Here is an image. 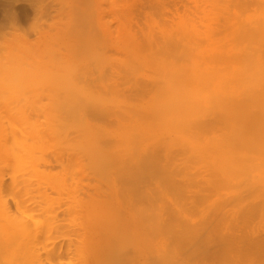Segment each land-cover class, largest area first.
Instances as JSON below:
<instances>
[{"label": "bare ground", "instance_id": "obj_1", "mask_svg": "<svg viewBox=\"0 0 264 264\" xmlns=\"http://www.w3.org/2000/svg\"><path fill=\"white\" fill-rule=\"evenodd\" d=\"M151 2L149 9L143 11L148 25L147 32L141 31V37L132 32L136 25L132 27L133 22L129 20L136 12L133 10L130 15L131 7L118 9H121L120 14L124 12L122 16L118 12L122 20L119 23L122 40L117 41V47L122 53L116 51L120 57L123 56L118 60L120 69L118 67L117 73L114 71L116 75H104L106 77L102 79L103 74L100 73L96 75L101 77L99 80L93 76L92 80L95 78L94 84H97L95 89L94 85L85 89L83 84L92 82L88 79L91 74L87 77L85 73L80 75L78 72L73 81L78 76L76 82L83 81L84 89L75 94L74 90L62 94L64 91L60 93L58 89L56 93L60 94L56 97L66 98L59 99L62 104L37 105L34 102L37 94L31 97H34V104L27 102L28 99L23 101L22 96L19 100L24 104H18L19 101L14 104L18 100L14 94L26 90H21L23 86L19 92L5 88L8 85L5 83L6 75L9 80L20 76L14 74L20 72L17 71L19 68L5 57L7 65L0 67L5 71L0 73L5 75L4 82L2 77L0 79L5 86L0 84L4 86L1 88L10 90L5 94V89H2L3 95L0 90V102L6 98L10 100L12 95L14 97L10 101L14 102L8 100L6 104H0V264H63L66 259V263L73 264L75 258H71L78 257L77 250L85 246L77 248L80 236H93L96 231L92 229L93 225H89L91 221L89 224H84V219L78 222L82 219L79 209L103 203L109 194L101 195L108 191L116 200L128 198V202L134 203L141 196L138 202L147 204L144 201L147 195L143 198L146 191L139 193L136 187L147 186L151 181L150 185L156 186H152L156 192L149 189L154 198L147 194L153 200L159 198L155 202L150 200L151 204L156 201L176 204L174 194L182 198L183 191L186 192L183 187L196 183L194 175H200L198 185L209 186L208 189H228L234 185L253 189V200L246 213L254 215L264 209V0H172L174 6L180 3L181 8L175 6L172 19L167 22L158 21L153 15L157 9L162 14L166 3L159 0ZM155 29L157 31L153 32ZM35 64L38 65V60ZM85 67L88 69L87 65ZM106 79L108 82L104 83ZM100 80L106 84L105 88L99 84ZM38 89H33L32 94ZM69 92L74 94L72 99ZM8 93L10 98L6 97ZM30 96L28 94V98ZM180 173L186 175L182 188V185H175L181 179L176 181L174 176H181ZM170 186L180 187V193L178 190L172 192L174 188ZM86 187L90 190L79 192ZM191 187L195 186L191 184ZM233 196L236 197L235 194ZM200 197L201 200L205 198ZM228 197L231 198L219 202L228 203L233 198L231 195ZM242 198L246 197L241 195L239 199ZM106 202L104 206L100 205L104 208ZM220 203L215 206L221 208ZM155 212L159 214L160 209H155ZM97 213L100 214L99 211ZM99 214L102 218L103 215ZM217 214L218 220L222 221L224 214L221 211ZM219 214H222L220 219ZM213 216L209 218L211 221L216 218ZM105 217L110 216L106 214ZM96 219L104 224L103 219ZM209 219L205 221L210 222L208 226L204 227V222H201V229L195 228L200 223L192 226L180 224L182 235L174 237L183 238L182 241L184 237L188 239L185 246L194 242L196 237H201L202 231H206L205 228L210 227ZM215 220L219 223L217 218ZM158 226L159 230L165 228L173 235L177 233L176 229L167 228L166 223ZM210 229L203 235L207 236ZM237 229L235 232L239 231ZM230 231L234 232V228ZM230 231L224 232L230 236L222 235L223 240L214 234L217 242L223 241L225 249L231 247L243 251V255L238 252L241 257L250 255V264L264 263V234L257 236L251 229L248 230L249 235L246 234L248 238L239 239L241 235L246 237L245 232L240 235ZM203 237L202 240L206 239ZM209 238L205 248L200 240L202 244L198 243L197 250L202 247L205 253L209 251V248L206 251L209 245L215 247L216 237L212 239L214 241ZM177 239L173 240L176 241L173 245L178 244L180 240ZM179 244L177 246H184ZM218 245L216 252L221 249ZM188 247L189 244L185 251L183 247L179 249L185 254ZM223 249V252L230 251ZM218 253L214 251L211 257ZM98 257L96 264L101 261ZM165 258L166 251L158 250L131 256L135 261L144 259V264H165ZM90 261L82 263L77 260L76 263L89 264Z\"/></svg>", "mask_w": 264, "mask_h": 264}, {"label": "rangeland", "instance_id": "obj_2", "mask_svg": "<svg viewBox=\"0 0 264 264\" xmlns=\"http://www.w3.org/2000/svg\"><path fill=\"white\" fill-rule=\"evenodd\" d=\"M136 1L135 0H124V1L123 0H0V65H1L0 67L4 68L5 65H7L5 64V60L11 59V63L12 64L15 63L14 67L19 68V70L17 71H20V72L14 73V74L16 73L20 74L19 77L15 75L17 79L15 78L14 80L12 79L14 77H10L11 80H9V78H7L8 75L6 76L4 74L0 75V79L2 77L1 80H3V82H4V76H5V78L7 79L5 80L6 81L5 83L6 85L8 84L10 86L8 85L5 86L4 85L5 83H2L1 80H0L1 81L0 83H2V85L5 86V88L10 87L11 91L13 92H16V91L19 92L18 90H20V86L21 87L23 86L21 88L23 92L24 90H26L25 91L26 94L25 92L22 93L21 90H20L21 91L20 93L22 95L18 94L20 95L18 96L17 94H14L16 97H18V100L16 99V97L13 99V100L16 99L14 104H16L17 101H19L17 102L18 104H21V102L22 104H24L23 101L24 100L26 101V99L28 100L32 99L31 101L27 100V102L29 103L32 102V104H34L35 102L37 103V105L38 104L40 105V103L41 104L45 103V105H48V104L54 105V104H59V103L62 104L63 101H60L59 99L63 100L64 98L62 97L58 99L56 97L58 94V92L56 93V91L58 89L60 93L61 91H64V93L62 94H68V92L66 93L67 90L69 91L74 90V94H75V92L77 93L81 89H84V88L87 89L88 88L87 86L92 87V85H94L93 88L95 89V86L97 84H94L95 78L94 80H92L93 76H95L96 79L99 80V78L101 77L97 78V76H99L100 73L103 74L102 79L104 75H108V74L110 76L116 75L114 71L117 73L120 69L118 60L122 58L123 56V54L121 57L119 56L120 55L119 53H122L121 52L122 50L117 47V43L121 42L122 40V33L120 32V29H119L120 28L119 23L122 20H120V17H118L121 9L123 10V8H126V7H128L126 9H130L131 7L130 10L132 11L129 10L130 15L132 14L131 12H133V10L134 12H136V14L134 13H133L134 15L132 14L133 16L131 15L133 19L129 17V20L131 21V23L133 22V25L131 23L130 25H132V27L136 25L135 27H133L132 32L135 31L136 35L138 34L137 36H140V37H141L142 30L147 32L148 24H147V21L145 20L146 18H145V14L143 11L144 10L147 11L150 5L154 1L153 2H151L152 0H148V1L138 0L137 2ZM159 1L160 2L164 1V3H166V8L164 9V12L162 14H160V11L157 9L156 13L153 12V15L155 14V17L157 18L158 21L159 20H161L162 22L170 21L174 14L173 11H174L175 6L178 8L180 3L178 2L179 4L174 6L172 4L173 2H171L172 0H159ZM122 2H124V4H122ZM132 3H134L133 5L135 9L133 8ZM119 8H121L120 11L118 10ZM123 13L124 12H121V14ZM100 20H102L104 23ZM116 21L118 22V24ZM124 22L126 23V21ZM155 31H157V29H155L153 32ZM119 33H120V36H119ZM116 50L119 51V53ZM65 56H67V58ZM36 59L38 60V65L35 64L37 61ZM92 61L93 63H90ZM96 62L97 64L98 63L99 64L97 65ZM108 62L109 63L115 62L118 64V66L115 63H113L114 64L113 66H112V63L108 65L107 64ZM79 63L81 64V66ZM78 64L79 66L77 67L76 65ZM86 65L88 66V69L87 67H85ZM93 65L94 66L97 65V66L94 67ZM92 66L96 69V71L94 70ZM103 66H106L108 68L103 67ZM105 69L106 71L108 70L107 73H105L106 72ZM0 71H1L0 72L1 74L5 72V71L3 72V69H0ZM78 72L80 73V75L83 72V74L85 73L86 76L87 74L88 75L91 74V78H88V79L92 81L93 83L92 82L84 83L83 81L82 83L76 82L78 76L76 77V81H73V77L79 74ZM109 72H113V73L111 74ZM145 73L148 74L147 71H145ZM10 75L12 76V73H10ZM141 80L146 81V79H141ZM103 81H105L104 83L108 82L107 79ZM104 83H102V81L100 80L99 84H101L102 87L104 86L105 88L106 84ZM80 84L81 86H79ZM2 85L0 84V90L2 91L1 95H3L2 89H5V88H1ZM27 85L29 86L27 87ZM98 86L96 87L97 89L99 88ZM32 88L33 89L39 88V89L35 93L33 92L32 94V91H34ZM9 90L6 91L5 89L4 90V92L6 91L5 94ZM13 92L10 94L12 95ZM69 93L71 95V92ZM28 94L29 96L31 95L30 98H28ZM34 94L35 96L37 94V97L35 98V101L33 102L34 97H35ZM7 95L6 97H9V93ZM14 95H12V97H14ZM70 95H68L69 98H70ZM72 95L70 99H72ZM21 96L23 97L22 99L23 101L20 102L19 97ZM24 96L26 98H24ZM32 96L34 97L31 98ZM2 97L4 99V96ZM12 97L10 100H12ZM4 100L3 102L4 104H6V102L9 99L6 98V100L5 101ZM10 100L8 102H14ZM3 102H0V104L1 103L3 104ZM69 102H72V101H69ZM180 175L181 176L177 174V176L176 175L174 176L176 177L175 179L176 181L180 179L182 180V181L180 180L177 183L175 182L176 183L175 185L177 184L180 186L182 185L181 186L182 188L184 186L183 182L185 183L183 179L186 178L185 177L186 175L183 173H180ZM194 176H195V179H196L195 181L197 185L195 182H191L190 185L192 184V186H195L196 189L195 187L190 188V185L188 187L184 186L187 188L186 189L183 187V189L186 190V192L181 190V192L183 191L184 195H182L183 193H181L183 197L180 195V197H182L180 199L178 198L179 196L178 197L175 196L177 193L174 194V198H176L175 200L176 204H173V205L169 203L160 204V202L158 201H156L157 203L151 204L153 201L155 202V200L159 199L158 197L157 199L156 198L157 195H155L156 199L153 200L154 195H153V192L152 193L150 192V190L151 191L156 190L153 188V187L156 188V186H154L153 184L150 185V183H152L151 181L150 183L147 182L150 185V186L147 185L148 188L144 184H142L144 185V187L142 185H139L138 187H136L140 191L139 192L137 190V193L138 192L141 193L142 190L146 191L145 192L146 194L144 193V191L142 192L143 194H145V196L143 194L141 195H143L144 199L147 195V198H149V201L147 198L146 200L143 199L145 202H147V204H144L143 201L138 202L139 198L141 200V196H139V198L137 197V201L134 203L128 202V198H125V200L124 199L116 200L112 197V193L110 194V192L107 190L108 191V192L106 191L107 193L104 192L101 195V197L102 196L104 197V195L109 194L108 198L107 199L103 198L104 202L100 203L103 205L106 201L108 202V203L106 202V205L104 208H103L104 205L102 206L99 203H97L95 206H90L91 208L90 207L80 208L79 209L80 216L82 215V219L80 218L81 220H79L78 222H81L84 219V224H89V222L91 221L89 225H93L92 229L93 230L96 229V231L94 230L93 236H89V235L80 236L79 238L80 242H77L78 243L77 248L80 249V247L84 245H85L84 246L85 248L81 247L82 249H80V251L82 250V252L77 250L78 251L77 255L80 254L79 255L80 257L81 256L83 257L84 255L83 257L84 259L82 257L80 258L79 256L78 257L76 256L79 259H77L76 257H72L71 259L75 258L74 260H72V262L74 261L73 264H75L77 260L82 261V263L85 260L86 261L91 260L89 264L93 262L92 260H94L93 263L96 264L97 261L95 259H97L98 256H100V259H101V261H99L98 264L100 263L101 264H144L145 263L144 259H139L135 261L131 259V256L132 255L136 256V254L143 253V252H151L153 250H158L160 252L166 251L167 258L163 260L165 264H169L170 260H172V264H250L249 261L251 260L248 259L250 255L248 257L247 256L241 257L244 254L242 253L243 251L239 249H235V248H234L235 249L234 251V249L231 247L226 248V249H230L229 251L230 254L228 253V250L227 252L226 251L223 252L221 251L223 249L222 247L226 245L222 243L223 241L220 242L221 240L217 242L216 239H217V236H218V239H222L223 238L222 235L226 236L228 234L224 232L226 231L229 232L230 229L232 230V228H234V232L232 231L233 233H239L240 235L241 233H244V232H245L244 235L246 234L249 235L248 233L250 231L248 232V230H251V229L252 230L254 229V231L257 233V236L258 235L262 236L264 234V213H263L264 209L260 210L254 215L250 214V212L246 213L247 208L249 207L250 203L253 200L252 197L254 194L253 193L254 190L245 188V186L238 187V185L237 186L234 185V187H231V188L228 187V189L227 188L219 189L218 187V189L216 188L215 190H212L213 187L208 189L207 187L209 186H205L204 184H202L206 187L205 188L201 186L200 183L198 185L197 180L199 179L200 181L201 176L200 175L198 176L194 175ZM203 178H206V176L202 177V179ZM142 187L144 189H142ZM176 187L170 186L171 189L174 188L172 192L180 189V187H177V188ZM88 188L89 187H86L85 189L87 190L83 189V191L81 190L79 192H83V193L87 192L90 190ZM199 188L201 190H199ZM203 188H205V190ZM245 189L247 190V192L245 191ZM147 192L149 193L150 196L153 197L152 199L148 196ZM177 192L178 194L180 193L179 190ZM236 193H238L239 196ZM234 194L236 197L233 196ZM230 195L235 199L232 198L231 201H229L226 204H222L224 202H221V203L219 202V200L222 201V199L229 200V198L231 197L227 198V196H230ZM241 195L242 197H246V198H242V200L244 199L243 201L239 199ZM133 196L134 195L132 193V197ZM200 196H202V198L204 197L205 198L201 200ZM184 198H185V202H184ZM196 198L198 199V202ZM150 200L151 201L153 200V201L151 202ZM236 200H239V201H236ZM216 202L218 204L220 203V205L222 204L221 208H219L218 205H217L218 207L215 206V204H217ZM109 203H112V204H109ZM144 207L145 208L151 207V209L152 210L154 209V210L153 212L151 211L150 208H146L145 210ZM142 209L144 212L142 211ZM155 209H160V213L157 214L158 212L156 213ZM244 209H246L245 211H243L245 214H243V212L242 213L238 212ZM91 211L92 213H94L93 215ZM96 211L97 212L99 211L100 214L101 212H104L103 214H101L103 215V217L106 214H108V216L110 217L109 218L105 217L106 219H104L103 217L101 218L97 215L99 213H97ZM140 211L142 212L143 215L140 214ZM220 211L221 213L224 214V216H222V214H219V219L224 217V219L222 218V221L221 219L218 220V217H217L218 216L217 212L220 213ZM81 212H83L84 215L83 213L81 214ZM148 213H151V214H148ZM152 213H154V215L156 213L155 215L156 217L152 215ZM213 214L214 216L217 215L216 218L219 223H217V221L215 220L216 218L213 216ZM244 215H245V218L247 216L246 219L244 218L246 221L242 219ZM212 216L214 217L213 218L214 221L212 220L214 224L209 219L210 217L212 219ZM97 217L100 218L101 221L102 219L104 220L102 221L104 223L103 225L102 223L100 224V221H97V219L95 220V218ZM207 219L211 221L212 227L211 225L210 227L211 228L218 227L217 228L218 230L210 229V227L205 228L206 231H202V233L200 232L201 239L199 237H196L198 241L197 239H194V242L192 241V243H194V246L190 242L186 243L187 244L186 246H188L189 244V247L186 248L188 249V251L186 250V253L184 254L183 251L179 248L183 247L185 251L186 246L184 242H187L188 239L186 240V238L184 237L185 240L182 241L183 238L177 239L176 237H174V236L181 237L182 235L180 234V230L182 229V227L179 225L182 223H187L192 226V224L200 223V224H197L199 226L195 228L200 227L201 229L202 228L201 225L204 224V227L209 225L210 222H205L207 221ZM86 221H88V223H86ZM201 222H204V223L202 224ZM159 223H166L167 228L176 229L177 233L173 235L172 232H168L167 229L165 228L159 230V226H158ZM216 224L217 226L215 227ZM236 228H238L237 230L239 231L235 232ZM209 229H210V232H208L207 234L208 237L206 235H203V233L204 232L207 233ZM214 234H218V235L216 236ZM229 234L228 236H230ZM202 235L205 236L206 239L202 240L204 238ZM210 235L212 238L211 237L209 238ZM247 235L246 237L241 235L242 237H240L239 239L248 238ZM214 237L216 238L214 239ZM208 238L210 239V241L215 240V243L217 242L216 243L217 245L219 244V242L222 243V245L221 244L218 245L219 249L220 248L221 249L217 251L220 253L222 252V255L220 253H218V255H215L217 256L218 259L220 257L219 261L218 259H216L215 256L213 257L215 260H213V258L211 257L213 256L211 254H213L214 251H215V254H217L216 250H218V247L217 249L215 248L217 246L215 243H214L215 247H213L211 243H210L211 245H209L210 247L212 246L211 248L213 250L215 248L214 251L211 249V252H210V247L208 246L206 247V251L209 248V251H207L208 253L205 252L206 253L205 254L204 252H202L203 250H205L203 248H205V246H207L209 243ZM84 239H87V241H85ZM174 239L180 240L178 244L183 243L185 247L182 244H181L182 246L179 247L180 244L179 246H177L178 245L177 243H176L177 245L175 244L176 246L173 245V242H176V241H173ZM199 241L202 243L204 242V244L200 243ZM205 241L207 242V244ZM198 243H200V245L202 244V247L204 245L203 248L202 247L200 248L201 249L200 251L202 253L199 250H197L198 246H200L198 245ZM87 246L91 248L88 249ZM165 249H168V250H165ZM189 249H190V253H189ZM226 249L224 247L223 250H226ZM195 250L199 252H197L196 254H192L191 252L195 253ZM133 251L134 253H131ZM238 252L242 253V255H240ZM208 254H209V257H208ZM90 255H91V258H90ZM96 255L98 256L96 257ZM225 255L227 256L223 259V256ZM133 258L135 259V257ZM245 259L247 261H245ZM65 261L67 262L68 259H66ZM65 261L63 264H72V263H66ZM76 264H81V262H78ZM257 264H261V263L258 262Z\"/></svg>", "mask_w": 264, "mask_h": 264}]
</instances>
